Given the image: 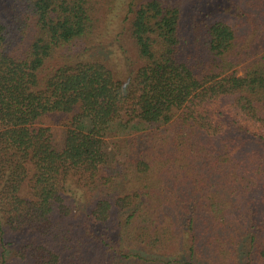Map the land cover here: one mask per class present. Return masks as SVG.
Segmentation results:
<instances>
[{"label":"trees","instance_id":"16d2710c","mask_svg":"<svg viewBox=\"0 0 264 264\" xmlns=\"http://www.w3.org/2000/svg\"><path fill=\"white\" fill-rule=\"evenodd\" d=\"M0 264H264V0H0Z\"/></svg>","mask_w":264,"mask_h":264},{"label":"rangeland","instance_id":"374dc122","mask_svg":"<svg viewBox=\"0 0 264 264\" xmlns=\"http://www.w3.org/2000/svg\"><path fill=\"white\" fill-rule=\"evenodd\" d=\"M57 133H58V137L61 135V132L60 131H57Z\"/></svg>","mask_w":264,"mask_h":264}]
</instances>
